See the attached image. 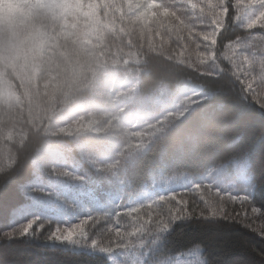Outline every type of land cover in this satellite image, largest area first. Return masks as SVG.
Wrapping results in <instances>:
<instances>
[{"label":"clouds","instance_id":"9594fccd","mask_svg":"<svg viewBox=\"0 0 264 264\" xmlns=\"http://www.w3.org/2000/svg\"><path fill=\"white\" fill-rule=\"evenodd\" d=\"M101 10L84 11L78 0H0V184L32 166L49 177H73L69 145L113 173L136 150L217 169L244 159L227 105L201 104L214 90L201 96L200 78L217 66L203 62L199 43L161 32L154 21L152 39L167 43L153 46L138 15ZM99 137L111 148L110 163L100 164L89 147Z\"/></svg>","mask_w":264,"mask_h":264},{"label":"trees","instance_id":"16d2710c","mask_svg":"<svg viewBox=\"0 0 264 264\" xmlns=\"http://www.w3.org/2000/svg\"><path fill=\"white\" fill-rule=\"evenodd\" d=\"M175 6L178 7V3ZM250 31L252 34H264V28L260 27ZM248 32L241 21L230 20L220 40L218 38V54L224 52V44L235 40L237 36L246 37ZM245 50L252 53L250 49ZM221 59L222 67H231L223 56ZM200 80L205 85L203 90L207 96L210 89L214 90L208 100H202L201 104L215 105L223 102L227 105L236 130L233 139L249 160L254 191L245 207H248L249 213V204L264 209V107L243 91L230 72L201 77ZM107 144L99 137L91 140L89 147L99 153L106 149ZM65 154L69 160L67 166H72L81 157L72 145L65 149ZM83 166H88L85 161ZM212 166L215 165L207 161L171 153L155 156L144 150L129 160L120 159L115 173L101 175L94 186L99 191L113 189L116 180L121 179L132 191H140L153 178L172 177L182 173L202 174ZM38 177L46 181L48 176L32 166L14 171L0 184V264H107L108 259L102 254L48 243L46 239L49 231L58 223L52 213L47 218L40 219L39 224L43 225L40 229L33 225L27 235L12 238L4 236L6 232L18 233L27 224L36 223L35 213L38 209L31 205V199L35 179ZM224 197L223 208L226 213L236 215L241 211L239 201L232 202L227 200V196ZM40 212L43 213L41 209ZM244 220L245 223L252 224V227L222 217L194 216L177 221L165 234L156 254L160 258H167L199 248L207 264H264V221L258 215L244 217Z\"/></svg>","mask_w":264,"mask_h":264},{"label":"snow or ice","instance_id":"6c2138e0","mask_svg":"<svg viewBox=\"0 0 264 264\" xmlns=\"http://www.w3.org/2000/svg\"><path fill=\"white\" fill-rule=\"evenodd\" d=\"M78 2L83 6L84 11L94 10L97 14L103 7L106 12H111L117 17L127 18L133 14L138 15L149 31V43L153 46L160 47L167 43L164 39L159 43L152 39L151 25L154 21L160 26L161 32L176 33L185 43L198 42L203 62H211L217 66L213 76L225 72L226 68L222 67L221 59L223 56L231 66L227 68V72H230L240 83L243 91L253 101L264 107V34L253 35L250 31L257 27L264 28V0H78ZM177 3L178 7L175 6ZM248 10L256 13L254 18L250 17L251 23H248L250 19L248 18L244 25L249 30L250 39L241 37L239 41L232 40L224 44V52L218 54V38L220 40L229 21H242ZM202 44L203 48H201ZM246 47L254 48L251 55L242 51ZM21 52L22 49H17L13 58V69L16 67L15 61L21 58ZM21 70H24V65H21ZM87 123L90 126V122ZM212 188L213 185L198 184L194 185L189 193H172L163 199L157 198L128 207L124 215L131 218L130 230L112 227L108 236L92 240L91 246H100L104 251H111L114 247H129L133 243V238L138 239L145 234L159 238L170 229L173 222L194 216L222 217L225 220L232 219L245 223L244 217L252 218L258 215V218L264 221V209L249 204L251 210L249 213L248 207H245L249 203V196H233L230 191L227 200L239 201L241 211L236 215H232L231 212L226 213L223 208L225 197L221 192H212ZM193 192L199 193L203 201L202 205L191 198L190 193ZM120 217L121 213L117 211L114 218L117 224ZM103 218V216L90 217L72 227L63 230L57 228L49 238L61 241H73L76 237L86 238L88 235L86 228L89 223H96ZM245 226L251 228L252 224L245 223ZM31 229L32 223H29L18 233L9 231L4 236L12 238L17 235H27Z\"/></svg>","mask_w":264,"mask_h":264},{"label":"rangeland","instance_id":"374dc122","mask_svg":"<svg viewBox=\"0 0 264 264\" xmlns=\"http://www.w3.org/2000/svg\"><path fill=\"white\" fill-rule=\"evenodd\" d=\"M99 13L102 15L101 9ZM253 14L252 10L247 11L245 18L241 21L243 26ZM245 38L246 40L250 39L248 36ZM245 49L254 51L252 47L243 48L242 51L249 55L252 53ZM197 90L200 91L201 96H207L203 89ZM101 138L105 140V143H108L105 138ZM142 151L144 150L133 151L128 156L123 157V159L129 160ZM95 154L100 164L112 162L113 154L108 144L105 150ZM84 161L88 165L87 168L83 166ZM67 167L73 173V177L57 179L48 176L46 181H42L40 177L35 179L31 205L37 207L38 212L35 213L37 216L36 223H32V226L37 225L40 229L43 226L39 224L40 219L47 218L52 213L58 223L56 222L57 225L49 231L46 239L48 243L70 246L74 249L94 254H102L108 259L107 264H207L201 256L199 248L190 249L167 258L157 256V250L168 231L161 234L159 238L151 234H145L138 239L133 238V243L129 247H114L111 251H104L100 246L92 247L91 241L108 236L112 227L130 230L131 218L124 215L128 207L147 203L150 200L157 199L160 195L189 193L196 183H211L213 185L212 192L217 191L216 188L219 187L222 190H230L233 196L248 195L249 199L254 191L247 157L223 169H217L212 166L202 174L182 173L172 177L153 178L140 191H132L121 179L116 180V185L113 189L99 191L94 186L95 181L109 171H104L101 166L94 165L84 158L82 159V156L77 158L75 164ZM221 194L227 196L229 193L222 191ZM190 196L197 204H203L199 193L193 192L190 193ZM40 209L43 213L40 212ZM117 211L121 213L118 224L114 219ZM99 216L104 218L97 220L96 223H89L86 228V231H88L86 238L76 237L73 241L49 238L57 228L63 230L82 223L90 217Z\"/></svg>","mask_w":264,"mask_h":264}]
</instances>
